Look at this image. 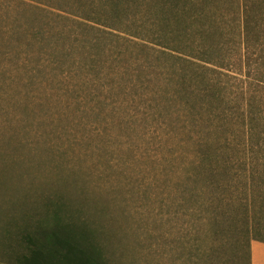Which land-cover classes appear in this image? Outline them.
Instances as JSON below:
<instances>
[{"label": "trees", "instance_id": "trees-1", "mask_svg": "<svg viewBox=\"0 0 264 264\" xmlns=\"http://www.w3.org/2000/svg\"><path fill=\"white\" fill-rule=\"evenodd\" d=\"M56 10L13 30L38 49L39 85L61 90L64 109L84 112L91 98L92 113L109 110L121 133L139 128L148 145L179 136V222L195 224L187 264H216L220 244L202 246L207 232L242 241L251 264L252 242L264 243V0H73ZM33 54L18 59L32 64ZM155 124L169 132L161 138ZM76 132L72 145L93 140ZM69 194L55 189L26 217L27 253L13 264H113L107 213Z\"/></svg>", "mask_w": 264, "mask_h": 264}, {"label": "rangeland", "instance_id": "rangeland-1", "mask_svg": "<svg viewBox=\"0 0 264 264\" xmlns=\"http://www.w3.org/2000/svg\"><path fill=\"white\" fill-rule=\"evenodd\" d=\"M42 1L0 0V264L27 253L20 235L26 217L35 211L39 216L42 200L60 188L70 196L87 194L90 205L105 210V238L115 237L113 264H187L190 244L184 238L195 224L182 216L179 222V136L167 137L169 129L155 124V133L166 135L165 146L148 145L149 139L137 136L139 128L121 133L109 110L92 113L91 98L81 99L84 112L64 109L68 97L61 90L50 82L39 85L38 49L22 47L13 30L39 9L73 3ZM23 51L34 53L32 64L18 59ZM76 131L93 140L70 144L68 136ZM191 235L194 243L197 234ZM210 235L202 233L200 241L206 249L220 244L212 257L216 264H248L242 241Z\"/></svg>", "mask_w": 264, "mask_h": 264}, {"label": "crops", "instance_id": "crops-1", "mask_svg": "<svg viewBox=\"0 0 264 264\" xmlns=\"http://www.w3.org/2000/svg\"><path fill=\"white\" fill-rule=\"evenodd\" d=\"M251 264H264V243L257 241L252 242Z\"/></svg>", "mask_w": 264, "mask_h": 264}]
</instances>
